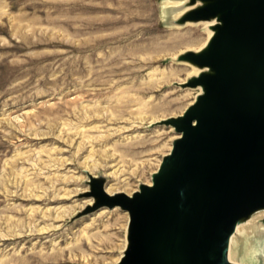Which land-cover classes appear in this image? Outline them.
Listing matches in <instances>:
<instances>
[{"label": "rangeland", "instance_id": "rangeland-1", "mask_svg": "<svg viewBox=\"0 0 264 264\" xmlns=\"http://www.w3.org/2000/svg\"><path fill=\"white\" fill-rule=\"evenodd\" d=\"M166 1L0 0V264L119 263L129 215L84 212L90 176L108 192L151 183L179 136L163 119L197 95L179 55L207 40ZM246 244L233 258L264 264Z\"/></svg>", "mask_w": 264, "mask_h": 264}, {"label": "water", "instance_id": "water-1", "mask_svg": "<svg viewBox=\"0 0 264 264\" xmlns=\"http://www.w3.org/2000/svg\"><path fill=\"white\" fill-rule=\"evenodd\" d=\"M178 21L218 17L200 50L179 55L209 70L186 85L203 91L163 121L179 131L151 176L131 193L90 176L87 211H127L118 264H240L228 259L240 218L264 208V0H201ZM191 4L196 0H189Z\"/></svg>", "mask_w": 264, "mask_h": 264}, {"label": "bare ground", "instance_id": "bare-ground-1", "mask_svg": "<svg viewBox=\"0 0 264 264\" xmlns=\"http://www.w3.org/2000/svg\"><path fill=\"white\" fill-rule=\"evenodd\" d=\"M202 2L203 1H201V0H196L195 3L191 4L189 2V0H168V1H166V3H164L162 5V13L166 16V15H168V13H170V11H172V9H173V11H174V9H176L177 11H175V13H174V18L178 19L187 10H189L190 8H192L198 4H201ZM166 20H167V17H166ZM182 22L194 23V21H192V20L191 21L186 20V21H182ZM217 22H219V19L216 16L208 18V19H199L197 23H199L200 25H203L205 32H206V35H207V40L204 43H203L204 39L198 40L196 38V39L190 40V41H188V44L185 43V44H187L186 46L190 47L188 49L200 50L201 48H204L207 45L210 37L214 33V27L213 26H214V24H217ZM180 35L181 34H179V36ZM176 37L173 38V40L176 39ZM181 37L182 36H180V38ZM184 39H186V38H184ZM183 40L181 41V39H179L177 42L175 41L176 44L174 45V47L177 48V47L181 46V44L184 43ZM188 49H185V50H188ZM185 50H183L182 52H184ZM168 51H171V50H168ZM188 63L190 64V68H191V71H190L191 73H190L189 79L192 78L193 76L198 75L202 71L209 70V67H207V66L201 67V66L193 64L189 61H188ZM121 69L123 70V67ZM190 89H193L194 91H196L197 95L203 91V87L201 84L193 85L190 87ZM190 95H191V93L187 92V94L185 95V98H188ZM177 133H178V135L180 134L179 131H177ZM237 239L239 241L240 240L246 241L247 246H246V248H244L246 250L244 252H247L249 254V257H248L249 260L257 259L258 255L259 256L264 255V208H260V209H257L255 211L251 212L249 214V216L246 218L238 219L236 226H235V229L229 238V245H228V259L233 261V262H237V260H235L232 256L233 255L232 245H233V243H235V241Z\"/></svg>", "mask_w": 264, "mask_h": 264}]
</instances>
